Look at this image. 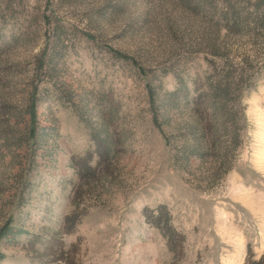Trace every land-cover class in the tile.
Here are the masks:
<instances>
[{
    "label": "rangeland",
    "instance_id": "obj_1",
    "mask_svg": "<svg viewBox=\"0 0 264 264\" xmlns=\"http://www.w3.org/2000/svg\"><path fill=\"white\" fill-rule=\"evenodd\" d=\"M258 1L0 0V264L264 251Z\"/></svg>",
    "mask_w": 264,
    "mask_h": 264
},
{
    "label": "trees",
    "instance_id": "obj_2",
    "mask_svg": "<svg viewBox=\"0 0 264 264\" xmlns=\"http://www.w3.org/2000/svg\"><path fill=\"white\" fill-rule=\"evenodd\" d=\"M229 4V2H228ZM261 0L256 2V7L260 6ZM229 13L231 14L230 19V27L238 28L239 23H246L247 16L241 15V12L234 7V5L229 4ZM253 21L256 23L254 28L261 29L262 33H264V11H262L257 18H253ZM252 28L254 31L255 29ZM258 33V32H257ZM241 80V77L239 80H234L232 76H230V71L226 72L224 75L221 76V78L216 81L215 83L209 82V86L212 89L211 97L212 98H219L223 102H227L230 99V93L233 88H236L237 83ZM147 218L150 220L149 215H147ZM151 222L155 225L161 228L162 232L166 236L167 243L170 246L171 249H174V239H173V230L165 228L167 223L164 221L163 224H160V215H156V218L151 220ZM243 264H264V251L258 256L255 257L253 254V251L251 250L250 246L248 245L246 247V255Z\"/></svg>",
    "mask_w": 264,
    "mask_h": 264
}]
</instances>
